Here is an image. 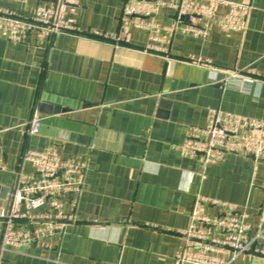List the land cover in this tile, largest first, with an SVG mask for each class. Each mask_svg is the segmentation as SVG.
Segmentation results:
<instances>
[{
  "label": "crops",
  "instance_id": "0c3cea01",
  "mask_svg": "<svg viewBox=\"0 0 264 264\" xmlns=\"http://www.w3.org/2000/svg\"><path fill=\"white\" fill-rule=\"evenodd\" d=\"M129 1L76 0L80 34L0 38V212L16 173L33 174L25 152L54 149L86 165L76 209H62L72 217L62 232L5 247L0 264H176L198 195L249 214L258 252L235 264H264V163L225 155L203 166L176 148L210 110L264 122V0H225L251 6L242 33L214 21L205 39L177 33L153 42L133 27L119 43L91 36L118 34ZM42 2L0 0V10L28 19ZM154 21L172 24L174 14L161 9ZM222 71L253 82L225 81ZM35 116L40 131L29 135ZM219 212L205 205L208 216Z\"/></svg>",
  "mask_w": 264,
  "mask_h": 264
},
{
  "label": "built area",
  "instance_id": "2783aa9c",
  "mask_svg": "<svg viewBox=\"0 0 264 264\" xmlns=\"http://www.w3.org/2000/svg\"><path fill=\"white\" fill-rule=\"evenodd\" d=\"M42 1L28 19L0 10V38L18 43L33 34L42 42L57 34L81 33L74 18L78 9L76 0ZM161 9L172 12L175 22L169 25L155 22ZM250 11L249 5L225 0H132L123 7L118 34L94 31L91 36L119 43L124 41L126 30L133 27L149 33L153 42L169 43L177 33L205 39L214 21L221 32H244ZM222 73L225 81L253 82L237 72ZM40 127V119L35 116L28 134L37 135ZM176 148L183 158L197 159L203 166L225 155L250 157L264 163V122L210 110L205 126L190 127L185 140ZM22 160L32 166L33 174L16 173L8 207L0 212V251L5 247L19 250L62 232L65 222L72 219L62 212L65 203L75 210L86 185V165L73 158H63L54 149L27 151ZM201 177L204 179L203 174ZM206 204L219 208L220 212L215 217L208 216ZM42 208L45 213L33 214ZM248 218L249 214L239 211L234 204L196 196L189 227L180 232L184 244L175 256L176 264H235L250 251L258 252L252 246L261 236L250 237ZM18 223H27V229L16 230Z\"/></svg>",
  "mask_w": 264,
  "mask_h": 264
}]
</instances>
